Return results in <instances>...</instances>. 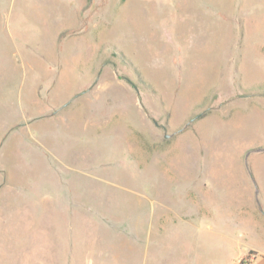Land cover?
<instances>
[{"label": "rangeland", "instance_id": "374dc122", "mask_svg": "<svg viewBox=\"0 0 264 264\" xmlns=\"http://www.w3.org/2000/svg\"><path fill=\"white\" fill-rule=\"evenodd\" d=\"M238 208L264 222V0H0V264L264 256Z\"/></svg>", "mask_w": 264, "mask_h": 264}, {"label": "crops", "instance_id": "0c3cea01", "mask_svg": "<svg viewBox=\"0 0 264 264\" xmlns=\"http://www.w3.org/2000/svg\"><path fill=\"white\" fill-rule=\"evenodd\" d=\"M203 213H206V215L201 214L200 211L198 212V215L202 216L204 219L208 218L211 221L213 220V217L217 215V212L213 213L211 211ZM224 214L230 218V221L228 222L230 226H237L241 224L250 234L256 236L257 233L255 231H257V228L260 227V224L262 223L264 225L260 215L258 213L252 212L251 210L241 208L236 210L226 209ZM202 217L200 218V221L202 220ZM262 217L264 218V215ZM200 221H198L197 225L193 224V227L196 231L202 230V227L198 226ZM205 228H212L209 222L206 224ZM198 246L203 249H213L214 251L210 253V255L213 257L211 259H195L194 264H222L225 260V257L229 253L231 254L233 248L232 243L227 241L213 242L208 247H206L205 243L199 244ZM199 247H197V249H199ZM250 252L251 255L248 256ZM243 258H245L246 261L243 264H264V256L260 255V252L254 247H248L247 250L244 251V254L241 255L236 261L234 260L232 264H239Z\"/></svg>", "mask_w": 264, "mask_h": 264}]
</instances>
